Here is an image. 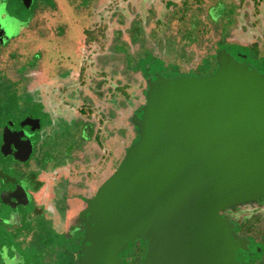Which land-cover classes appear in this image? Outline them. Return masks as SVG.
Returning a JSON list of instances; mask_svg holds the SVG:
<instances>
[{
  "label": "rangeland",
  "instance_id": "rangeland-1",
  "mask_svg": "<svg viewBox=\"0 0 264 264\" xmlns=\"http://www.w3.org/2000/svg\"><path fill=\"white\" fill-rule=\"evenodd\" d=\"M4 1L24 23L23 32L10 34L19 36L12 49L0 45V86L6 82V93L0 95V113L7 123L3 130H23L22 138L33 145L29 163H21L15 150L5 153L7 147L4 162L38 173L43 183L34 193L35 202L48 210L44 218H31L34 206L26 180L15 181L12 173L14 181L1 182L0 264L10 259L9 264H78L83 233L75 216L136 139L139 130L132 115L145 102L148 79L159 73H213L216 52L222 49L264 72V0H173L171 5L168 0H37L24 12L19 0ZM88 27L105 32L103 46L86 42ZM27 118L38 119L40 129ZM23 188L27 205L20 208L11 197ZM3 200L16 208L19 220L11 219L12 209ZM55 201L67 210L73 229L60 231L63 223L53 226ZM233 211L236 218H248L252 232L263 234L264 200ZM134 244L123 252L124 262L125 255L135 258ZM243 254V260L256 255Z\"/></svg>",
  "mask_w": 264,
  "mask_h": 264
},
{
  "label": "water",
  "instance_id": "water-1",
  "mask_svg": "<svg viewBox=\"0 0 264 264\" xmlns=\"http://www.w3.org/2000/svg\"><path fill=\"white\" fill-rule=\"evenodd\" d=\"M217 61L209 75L148 79L139 137L81 214L79 264H122L139 238V264H243L249 240L225 211L264 199V72L228 49ZM3 135L5 153L29 159L23 130Z\"/></svg>",
  "mask_w": 264,
  "mask_h": 264
},
{
  "label": "trees",
  "instance_id": "trees-1",
  "mask_svg": "<svg viewBox=\"0 0 264 264\" xmlns=\"http://www.w3.org/2000/svg\"><path fill=\"white\" fill-rule=\"evenodd\" d=\"M171 4H173V0H168V5H171ZM94 28V27H93ZM92 27H88L87 28V32H86V42H92V41H99L100 43H101V45L103 46V43L101 42V40H102V38H103V36L105 35V32L104 31H102V30H99V29H97V30H95V29H93ZM218 54V51L216 52V55ZM246 61L248 62V60L246 59ZM218 62V61H217ZM217 66H218V63H217ZM216 71V70H215ZM205 75L203 72L202 73H199L198 75ZM155 76V75H154ZM3 84L6 86V83H4L3 82ZM4 85H2V86H0V95H3L4 93H6V92H4V89H5V87H4ZM147 90H148V83H147V89H146V93H147ZM146 93H145V96H146ZM6 98H7V95H6ZM14 100H17V102H18V98L16 99H14ZM1 102V101H0ZM144 104V103H143ZM142 106L143 105H141L135 112H134V114L132 115V122L134 123V125H136L137 126V124H136V122H135V118H136V116H139L138 115V113H140V112H142ZM4 114L3 113H0V185H1V182H3L6 178H8L7 180H10V179H14L15 178V181L16 180H18V178H17V176L19 177V176H22V178H21V180H26V182H28L27 183V185L31 188V189H33V190H35V189H38L41 185H42V181L41 180H38L37 178H36V176H37V174H36V172H32V171H30V172H25L24 171V169L22 168V167H20L19 165L17 166L16 164L15 165H13V164H11V163H9V162H4V159H5V156H7L5 153H4V149L2 148L1 149V145H2V143H3V134H4V130H3V128H4V126L7 124L6 122H4L3 121V119H2V116H3ZM2 120V121H1ZM30 121H32L31 122V124H33L34 126H36L35 128L37 129H40V127H41V124L39 125V126H37L36 124H37V122L34 124L33 123V121L34 120H30ZM137 128V127H136ZM12 130H14V129H12ZM41 132V131H40ZM138 136H139V133H138V135H137V137H136V139L133 141V143L138 139ZM132 143V144H133ZM131 144V145H132ZM131 147V146H130ZM129 147V148H130ZM128 148V149H129ZM127 149V150H128ZM31 155H32V153L30 154V157H31ZM45 155H43L42 157H44ZM30 157H29V159H30ZM42 159V158H41ZM124 159V158H123ZM21 162H24V161H28V159L27 160H20ZM122 162V161H121ZM9 163V164H8ZM20 164V163H19ZM46 164H49V162H46L45 164H44V166H46ZM121 164V163H120ZM17 166V167H16ZM120 166V165H119ZM118 166V167H119ZM116 171V170H115ZM114 171V172H115ZM113 172V173H114ZM12 173H16L15 174V176L16 177H14L13 178V175H12ZM26 173V174H25ZM112 173V174H113ZM14 181V180H13ZM23 186V185H22ZM101 187V186H100ZM99 187V188H100ZM25 189V188H24ZM2 190V187L0 186V191ZM25 192H26V189H25ZM27 192H29V191H27ZM30 193V192H29ZM26 195H27V193H26ZM30 201H31V199H30ZM70 202V200H67V202ZM263 201V199H261V200H259V201H255V202H262ZM5 201L3 200L2 201V203H4ZM27 203V202H26ZM26 203H23V202H21V203H18V204H20L22 207H26ZM29 204H32V202H29ZM233 209V208H232ZM234 211L232 210V211H230L229 213H227V216L234 222V228H235V231L238 233V234H240V235H242V236H245L248 240H249V248H248V250H247V252H248V254L250 255V256H252V255H254V254H256V255H258V253H259V248H261V253H259V255L260 254H263V256H264V232H263V234L262 235H260V236H258L256 233H254V232H252V227H253V225H250V224H248V218H242V219H239V218H236L235 216H234ZM81 230H83L82 228H81ZM84 231V230H83ZM139 239H142L141 241L142 242H139V240H135V242L133 241V243H135L134 244V247L133 248H135L136 250H134V252L132 251L131 253H134V257L135 258H133V257H127V255H125V259H126V261L127 262H129V263H133V264H138V263H140V262H142L143 261V259H144V256H145V251H146V248H147V244H146V240H145V245L144 246H142V244H143V239L144 238H139ZM142 243V244H141ZM130 245V244H129ZM124 253H125V251H124ZM130 254V253H129ZM121 255L124 257V255H123V253H121ZM263 256L261 255V257L263 258ZM247 262H248V260H247Z\"/></svg>",
  "mask_w": 264,
  "mask_h": 264
},
{
  "label": "flooded vegetation",
  "instance_id": "flooded-vegetation-1",
  "mask_svg": "<svg viewBox=\"0 0 264 264\" xmlns=\"http://www.w3.org/2000/svg\"><path fill=\"white\" fill-rule=\"evenodd\" d=\"M7 1H9V0H7ZM5 1L3 0L2 2H0V8H2V6H4L3 7V9H4V12L3 11H0V12H3V17H0V40H1V42H0V45L1 46H4L5 48L4 49H9V48H11L12 49V42L14 41V40H17V38L19 37H13L12 35H10L11 33H12V30L14 31L15 29L16 30H20V32H23V31H21V29L20 28H22V24L24 23V21H22V17L21 18H19L18 17V19H17V17H14V16H12L11 14H10V12H9V8H10V4H8V3H4ZM18 2V1H17ZM35 3H37V0H19V3H18V7L19 8H21L22 10H23V12H24V10H32L33 9V7H34V5H35ZM5 7H6V9H7V11H6V9H5ZM20 16V15H19ZM45 16H46V13L45 14H43V18L45 19ZM17 20H16V19ZM33 20L35 19L34 17L32 18ZM46 20V19H45ZM29 29H32L33 30V28L32 27H26L25 29H23V30H29ZM7 42V44H5ZM218 68V67H217ZM217 70V69H216ZM21 71V70H20ZM215 72V71H214ZM211 74V73H210ZM205 75H209V74H205ZM3 81H4V79H3ZM4 83H6V82H4ZM145 103V102H144ZM33 123L35 124L36 123V121L34 120L33 121ZM36 143V142H35ZM34 143V144H35ZM36 145V144H35ZM37 145H38V142H37ZM36 149H37V146H36ZM32 156V155H31ZM31 161V160H30ZM29 160L28 161H25V162H27V163H29L30 162ZM21 162V161H20ZM22 163V162H21ZM20 167H22L21 166V164H18ZM47 164H46V168H47ZM23 168V167H22ZM43 168V167H42ZM44 170H45V167L43 168ZM117 170V169H116ZM30 172V171H29ZM33 172V171H32ZM36 174H37V176H36V178L39 180V178H38V173L36 172ZM111 177V176H110ZM21 178H22V176L20 177V178H18V181H21ZM17 181V180H16ZM42 181V180H41ZM106 181V180H105ZM104 181V182H105ZM103 182V183H104ZM28 183V182H27ZM42 183H43V181H42ZM102 183V184H103ZM42 186V185H41ZM41 186L38 188V189H35V190H33V189H28L29 190V192L31 193V201L30 202H32V204H33V206H34V209L31 211V218H33L35 215H39L40 214V216L42 217V218H44V217H46L44 214L47 212L46 210H48V206L47 205H45L44 203L42 204L43 206L41 207V208H38V206H37V204H36V202H35V197H34V193L35 192H37L40 188H41ZM15 188V187H14ZM14 188H12V189H10V190H13ZM9 189V188H8ZM99 189V188H98ZM98 189H97V191H98ZM97 191L87 200V202H86V205H85V207H83L81 210H80V212L78 213V215H76L75 216V224L78 226V224L81 222V228L83 229V222H82V220H81V218H80V213L82 214V212H84V211H86V209H87V207H88V201L91 199V198H93L95 195H96V193H97ZM68 192H69V190H68ZM84 198L86 197L85 195H83V194H81ZM15 199V197L14 196H12L11 197V199ZM16 200V199H15ZM264 200V199H263ZM5 202H4V204H10V201L9 200H4ZM67 204H68V202H67ZM246 204V203H245ZM11 205V204H10ZM9 205V206H10ZM20 206V208H24V207H22L21 205H19ZM59 205H58V202L56 203V201H55V204H54V208L51 210V214H50V216H51V219H52V224H53V226H56V224L58 223V224H60V225H62V223L63 224H66V225H63L64 227H62V230L61 229H59L60 231H63V230H65L64 232H67V231H69V230H71V229H73L74 228V225H70L69 226V223H68V220H66V214L68 215V212H67V210L65 209V211H62L61 210V208H59L58 207ZM11 207V206H10ZM11 209H12V216H11V219H13V220H15V221H17V220H19V217L21 216L19 213H16V208L15 209H13L12 207H11ZM233 209L232 208H230V209H227L225 212H226V214L227 213H229L230 211H232ZM65 212V213H64ZM54 213V214H53ZM53 216V217H52ZM6 219V218H5ZM10 219V220H11ZM79 219H80V222H79ZM0 220H2V218H0ZM21 220V219H20ZM55 223V224H54ZM52 226V227H53ZM80 229V228H79ZM82 233H83V237H81L80 239H79V243H80V249H81V245H82V243H83V240H84V237H85V231H83L82 230ZM137 240V239H136ZM140 240H142V239H140ZM144 241L146 240V239H143ZM146 244H147V240H146ZM80 249H79V251L77 252V255H78V253L80 252ZM146 251H147V248H146ZM146 251H145V255H146ZM0 254H1V252H0ZM3 254V253H2ZM76 254V253H75ZM76 255V256H77ZM80 255V254H79ZM261 255L263 256V254H258V255H254V257L255 258H252L251 260H248V262H247V260L245 259V260H243V264H257V263H260V261L262 260V257H261ZM2 257V256H1ZM4 258V257H3ZM144 258H145V256H144ZM5 259V258H4ZM11 262L12 260L10 259V260H3V262H2V264H9V262ZM77 262H78V264H79V257L77 258ZM122 264H133V263H129V262H127V261H122ZM139 264V263H138ZM262 264V263H261Z\"/></svg>",
  "mask_w": 264,
  "mask_h": 264
}]
</instances>
